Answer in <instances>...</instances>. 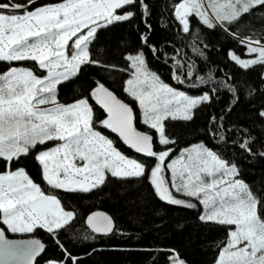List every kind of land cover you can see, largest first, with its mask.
<instances>
[{
	"label": "snow or ice",
	"instance_id": "obj_1",
	"mask_svg": "<svg viewBox=\"0 0 264 264\" xmlns=\"http://www.w3.org/2000/svg\"><path fill=\"white\" fill-rule=\"evenodd\" d=\"M36 3L0 0V62L10 67L0 73V162L8 169L0 174V223L11 233L33 234L10 240L0 230V264H36L47 249L35 238L36 230L51 236L62 250L59 258L46 264H83L61 240L78 225L89 233L85 240L123 235L113 215L101 210L83 214L65 195L101 192L109 177L146 184L150 194L168 205L189 210L202 206L201 222L227 226V241L215 264H264V196L243 179L233 154L239 149L253 158L264 157V151L253 150L256 137L251 135L252 127L264 126V100L253 104L246 122H228L245 89L246 99L264 97V87H253L247 78L257 67L264 68V37H241L232 31L244 16L264 9V0H171L162 9L168 13L167 22L161 17L162 27L179 43L164 41L159 46L150 43L149 0H57L33 7ZM137 13L146 31L139 46L125 44L124 65L94 58L100 35L134 20ZM217 31L246 50V57L228 50L229 59L245 70L243 80L229 73L221 78L212 71L207 78L200 74L199 62L209 63L213 48L223 47L210 39ZM144 48L154 59L163 56L165 64L171 61L175 83L199 94L164 82L148 67ZM19 61L35 62L46 74L11 63ZM90 66L127 75L123 91L138 102L139 116L99 79L73 102L60 101V86L78 80ZM260 80L264 84V72ZM221 91L232 96L230 106L226 113L210 115L202 130L216 147L199 141L177 153L178 138L168 129L189 125L197 111L220 99ZM95 106L103 110V119L97 117ZM137 120L148 130H140ZM97 125L116 139L97 130ZM117 139L138 156L123 153ZM52 141L60 143L35 151ZM157 143L161 150H156ZM33 155L42 166L47 191L24 167L11 170L13 163ZM154 264L187 261L172 248L161 249Z\"/></svg>",
	"mask_w": 264,
	"mask_h": 264
},
{
	"label": "trees",
	"instance_id": "obj_2",
	"mask_svg": "<svg viewBox=\"0 0 264 264\" xmlns=\"http://www.w3.org/2000/svg\"><path fill=\"white\" fill-rule=\"evenodd\" d=\"M17 2H25V0H17ZM51 2H57V0H37L36 5H33V7ZM149 3L151 5V15L148 23L152 28L150 43L159 46L164 41H175L173 32L166 27H162L161 20V17H164V21H168L167 11H162V9L170 6L171 0H149ZM259 12H264V9H259L258 12L252 15L244 16L238 24L233 25L232 31L241 37H264V15H260ZM193 22L195 23V20ZM136 25L139 26V31L136 30ZM145 31L146 25L137 13L134 20L119 25L111 32L100 35L92 50L94 58L123 66L122 54L125 51V44L133 48L139 46L140 35ZM205 31L207 30L205 29ZM210 39L214 45H222L223 47L213 48L209 63L199 62L200 74L207 78V73L212 71L217 78H221L229 73L233 77L243 80L245 70L240 69L229 59L228 50L234 49L241 57L247 56L246 50L236 41L230 38L226 39L219 31L211 33ZM175 43L178 44L179 41H175ZM167 51L171 53L173 46H169ZM144 52L148 67L156 72L164 82L181 90H188L185 86L175 83L170 67L171 61L165 64L163 56L154 59L148 48H144ZM191 55L189 49L188 57L191 58ZM11 63L13 66L32 69L37 75L43 74L35 62L19 61ZM0 65L5 69L10 68L9 63L0 62ZM217 67L220 71H216ZM261 72H264V68L257 67L248 73V82L253 87H264L260 80ZM96 79L104 82L114 94L131 105L139 116L135 101L123 91V84L127 79V75H122L119 70L105 71L99 67H86L78 80L60 86V101L73 102L75 98L81 95L87 85L93 83ZM188 91L193 95L199 94L195 89ZM246 93L247 89L241 95L238 106L228 115L229 123H234L237 119L241 123L246 122L249 119L247 114L253 110V104L264 100V97L246 99ZM219 96L220 99L215 101L212 107L197 111L195 120L189 125L178 124L176 127L168 129L169 135L178 138L179 146L177 150L199 141H204L209 147H216L209 137L204 135L202 130L210 123V115L215 113L218 116L221 112H227L232 96L226 91H221ZM95 112L99 119L104 118L103 110L98 106H95ZM137 127L142 131L148 130L138 120ZM97 130L116 139L107 130L100 128L99 125H97ZM251 135L256 137L253 150L257 152L264 151V126L252 127ZM116 145L127 155L138 156L119 142L118 139ZM155 148L159 150L161 147L157 143ZM35 151L38 152L39 148L37 147ZM229 151L232 152L231 149ZM233 154L236 156L238 166L242 169L243 179L254 190L259 191L261 196H264V191H262L264 190V157L257 155L256 158H253L239 149H236ZM17 167H24L30 178L41 185L42 190H48L46 182L42 179V167L35 160L34 155L22 158L19 164L13 163L11 170H15ZM7 170L3 162H0V174ZM150 193L151 190L146 184L139 185L135 181H122L109 177L108 183L101 192L80 195L65 194L72 197L71 206L77 208L78 211H82L83 214L88 211L101 210L113 215L124 234L118 232L116 235L109 237L85 240V235H89V233L82 225H78L61 236L64 246L82 259L83 264H154V259L157 258V253L161 249L172 248L177 250L180 257L187 261V264H215L221 248L227 241V226L201 222L198 218L201 214L199 205L196 210L184 209L180 206H172L161 202ZM0 229L5 231L6 235L11 238L33 237V234L11 235L2 223H0ZM34 236L41 239L47 246L46 252L36 264H46V261H51L62 255V250L56 246L53 238L43 230H36Z\"/></svg>",
	"mask_w": 264,
	"mask_h": 264
},
{
	"label": "rangeland",
	"instance_id": "obj_3",
	"mask_svg": "<svg viewBox=\"0 0 264 264\" xmlns=\"http://www.w3.org/2000/svg\"><path fill=\"white\" fill-rule=\"evenodd\" d=\"M246 55H247V53H246ZM5 63H8V62H5ZM37 67H38V65H37ZM39 69V68H38ZM10 70V68H8V69H5L3 66H1L0 65V73H3V72H7V71H9ZM40 70V69H39ZM43 74L42 75H44V74H46V73H44V71L43 70H40ZM179 89V88H178ZM126 94V93H125ZM127 95V94H126ZM128 96V95H127ZM129 97V96H128ZM129 98H131V97H129ZM132 99V98H131ZM133 100V99H132ZM135 103H136V106H137V108H138V102H136L135 101ZM138 113H139V108H138ZM58 143H60V142H58V141H52V142H47L46 143V145H44V146H37L38 148H39V151H41V150H44L45 148H51V147H54L55 145H57ZM160 147H163V146H161L160 145ZM180 149H182V148H180ZM180 149H178L177 150V153H178V151L180 150ZM174 155H175V153H174ZM42 167V166H41ZM201 207V211H202V206H200ZM15 234V233H14ZM22 235H25V234H21V233H18V234H16V235H14V236H22Z\"/></svg>",
	"mask_w": 264,
	"mask_h": 264
},
{
	"label": "water",
	"instance_id": "obj_4",
	"mask_svg": "<svg viewBox=\"0 0 264 264\" xmlns=\"http://www.w3.org/2000/svg\"><path fill=\"white\" fill-rule=\"evenodd\" d=\"M0 230H1V229H0ZM5 234H6V233H5ZM6 238H8V239H10V240H21V239H27V238H19V237L11 238V237H8L7 235H6ZM42 255H43V254H42ZM42 255H41V256H42ZM41 256L37 258L36 263H37L38 260L41 258Z\"/></svg>",
	"mask_w": 264,
	"mask_h": 264
},
{
	"label": "crops",
	"instance_id": "obj_5",
	"mask_svg": "<svg viewBox=\"0 0 264 264\" xmlns=\"http://www.w3.org/2000/svg\"><path fill=\"white\" fill-rule=\"evenodd\" d=\"M0 216H1V219H2V214H0ZM5 226V225H4ZM5 228H6V230H7V227L5 226ZM7 232L9 233V234H11V235H16V234H18V233H11V232H9L8 230H7Z\"/></svg>",
	"mask_w": 264,
	"mask_h": 264
},
{
	"label": "flooded vegetation",
	"instance_id": "obj_6",
	"mask_svg": "<svg viewBox=\"0 0 264 264\" xmlns=\"http://www.w3.org/2000/svg\"><path fill=\"white\" fill-rule=\"evenodd\" d=\"M162 149V147L161 148H159V150H161Z\"/></svg>",
	"mask_w": 264,
	"mask_h": 264
}]
</instances>
